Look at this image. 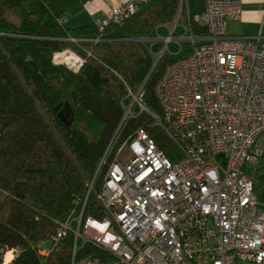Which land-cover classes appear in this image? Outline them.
Wrapping results in <instances>:
<instances>
[{
	"label": "built area",
	"instance_id": "obj_1",
	"mask_svg": "<svg viewBox=\"0 0 264 264\" xmlns=\"http://www.w3.org/2000/svg\"><path fill=\"white\" fill-rule=\"evenodd\" d=\"M149 1L121 3L95 25L104 33ZM186 1L160 55L169 43L179 46L176 54L187 44L188 54L165 69L156 87L163 116H154L181 158L172 162L145 129H137L114 155L97 196L104 218L83 225L94 182L87 185L72 264H264V203L246 171L264 153V36L227 35L229 22L241 19V0H199L204 12L193 22L206 33L194 34L188 17L184 34L174 37ZM60 55L74 58L64 63L56 60ZM53 62L77 74L85 59L67 50ZM143 97L142 89L133 96L141 111ZM70 232L71 224L59 225L53 242L37 254L48 257ZM85 245L99 257L77 259Z\"/></svg>",
	"mask_w": 264,
	"mask_h": 264
},
{
	"label": "trees",
	"instance_id": "obj_2",
	"mask_svg": "<svg viewBox=\"0 0 264 264\" xmlns=\"http://www.w3.org/2000/svg\"><path fill=\"white\" fill-rule=\"evenodd\" d=\"M78 3L0 0V264L9 251L15 255L10 264H72L87 185L94 182L83 225L88 218H104L97 196L114 155L137 129H145L172 162L181 158L154 116H163L157 84L169 65L187 57V44L176 54L179 46L169 43L152 71L165 46L157 39L171 35L181 0H150L104 33L96 25L63 28ZM203 12L199 0L183 5L182 19L192 18L196 35L206 33L193 22ZM181 23L174 37L184 34ZM67 50L85 59L77 74L53 62ZM141 89L144 111L133 98ZM67 106L72 113L64 119L60 112ZM254 192L264 203V170ZM61 224H71L72 232L48 257H40L37 251L53 242ZM87 253L100 254L85 245L76 258Z\"/></svg>",
	"mask_w": 264,
	"mask_h": 264
},
{
	"label": "crops",
	"instance_id": "obj_3",
	"mask_svg": "<svg viewBox=\"0 0 264 264\" xmlns=\"http://www.w3.org/2000/svg\"><path fill=\"white\" fill-rule=\"evenodd\" d=\"M126 2L128 0H79L78 5L61 24L66 30H76L95 25L96 22L106 20L107 13L113 7ZM241 3V19L229 22L227 35L232 38L258 34L264 36V0H241ZM180 19L183 23L182 15ZM262 170H264V153L255 163L246 166V171L253 176L254 182L257 181L259 171Z\"/></svg>",
	"mask_w": 264,
	"mask_h": 264
},
{
	"label": "bare ground",
	"instance_id": "obj_4",
	"mask_svg": "<svg viewBox=\"0 0 264 264\" xmlns=\"http://www.w3.org/2000/svg\"><path fill=\"white\" fill-rule=\"evenodd\" d=\"M73 58H74L73 56L60 55L57 57L56 60L62 61L64 63H70ZM13 260H14V256L12 252L11 251L7 252L4 257V264H10Z\"/></svg>",
	"mask_w": 264,
	"mask_h": 264
},
{
	"label": "water",
	"instance_id": "obj_5",
	"mask_svg": "<svg viewBox=\"0 0 264 264\" xmlns=\"http://www.w3.org/2000/svg\"><path fill=\"white\" fill-rule=\"evenodd\" d=\"M161 57H162V55H160L159 58L157 59V62H156V64H154L152 71L154 70L155 66L157 65V63L161 59ZM152 71H151V73H152ZM151 73H150V75H151ZM59 109H60L59 107L56 108L57 111H59ZM71 113H72V110H71L70 106H67L64 110H62L60 112V116H62L64 119H69L71 116Z\"/></svg>",
	"mask_w": 264,
	"mask_h": 264
},
{
	"label": "rangeland",
	"instance_id": "obj_6",
	"mask_svg": "<svg viewBox=\"0 0 264 264\" xmlns=\"http://www.w3.org/2000/svg\"><path fill=\"white\" fill-rule=\"evenodd\" d=\"M152 41H154V40H152ZM157 41H162V40H160V39H157ZM12 254H13V256L15 257V255H14V252H12ZM240 264H249V263H244V262H241Z\"/></svg>",
	"mask_w": 264,
	"mask_h": 264
}]
</instances>
